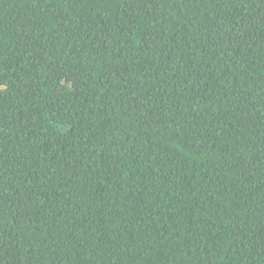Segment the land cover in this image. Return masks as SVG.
<instances>
[{"label": "trees", "instance_id": "obj_1", "mask_svg": "<svg viewBox=\"0 0 264 264\" xmlns=\"http://www.w3.org/2000/svg\"><path fill=\"white\" fill-rule=\"evenodd\" d=\"M0 264H264V0H0Z\"/></svg>", "mask_w": 264, "mask_h": 264}]
</instances>
